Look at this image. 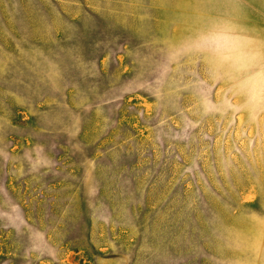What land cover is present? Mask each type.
Wrapping results in <instances>:
<instances>
[{
    "label": "rangeland",
    "instance_id": "rangeland-1",
    "mask_svg": "<svg viewBox=\"0 0 264 264\" xmlns=\"http://www.w3.org/2000/svg\"><path fill=\"white\" fill-rule=\"evenodd\" d=\"M213 19L264 53V0H0V264H264V109Z\"/></svg>",
    "mask_w": 264,
    "mask_h": 264
},
{
    "label": "clouds",
    "instance_id": "clouds-1",
    "mask_svg": "<svg viewBox=\"0 0 264 264\" xmlns=\"http://www.w3.org/2000/svg\"><path fill=\"white\" fill-rule=\"evenodd\" d=\"M192 45L229 74L238 91L254 107L264 109V53L251 38L225 20H210L193 36Z\"/></svg>",
    "mask_w": 264,
    "mask_h": 264
}]
</instances>
